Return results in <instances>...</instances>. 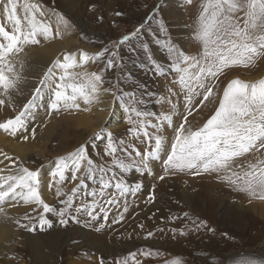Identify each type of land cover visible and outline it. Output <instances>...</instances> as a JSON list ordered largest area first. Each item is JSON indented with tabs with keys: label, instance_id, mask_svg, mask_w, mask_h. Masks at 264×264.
I'll return each instance as SVG.
<instances>
[{
	"label": "rangeland",
	"instance_id": "rangeland-1",
	"mask_svg": "<svg viewBox=\"0 0 264 264\" xmlns=\"http://www.w3.org/2000/svg\"><path fill=\"white\" fill-rule=\"evenodd\" d=\"M200 1L202 4L203 0H191V3L188 0H29L42 6L45 16L40 19L50 21L54 33L58 21L55 13L61 14L70 27L65 29L61 25V35H54L47 40L40 37L39 44L24 46V51L17 57L18 61H23L22 80L18 90L11 93L13 106L0 107V122L14 117L32 99L34 91L41 87L44 73L53 67L54 61L63 62L66 52L84 51L92 55L108 49L103 58L89 60L74 71L101 73L103 70V88L110 91L101 90L91 104H84L80 100L79 108L61 106L60 110L51 111L50 114L47 102L51 93L44 85L31 109L34 118H29L26 128L20 129L15 135L0 130V168L5 170L3 174L7 175L10 171L14 173L20 165L38 170L41 198L56 209L43 213L49 223L41 225L39 220L43 209L35 203L25 204L18 199L0 205L3 208L0 225H5L10 231L8 235L0 231V263L100 264L103 260L104 264H165L178 258L181 264H221L227 259L228 253L238 251L264 257V219L256 216L251 209L239 219L234 215L241 211L237 206L247 201L264 204V200L251 197L242 200L222 193L216 195L215 202H211L209 197L206 201L197 187L187 184V178L192 176L188 171L166 175L173 179L162 180L154 176L151 165V174L142 175L136 168L121 172L112 165L113 158L105 151L108 133H111L118 149L116 155L122 159L126 157L121 149L130 144L141 152L148 148L149 144L145 146L138 143L144 137L140 121H143L149 134L157 129L154 126L163 129L165 121L160 117L168 112L167 99L171 101L174 97V126H178L180 118L192 109H188L183 100L186 94L174 83L177 74L171 68L168 46L171 44L177 51L190 56L200 52L201 44L194 37L197 18L190 21L188 11L193 3ZM4 2L0 0V5ZM24 2L20 0L21 4ZM18 15L23 16L22 8H18ZM3 22L0 15V23ZM141 25L143 28L136 37L117 47L123 36L134 32ZM7 27L11 30V25ZM113 51L117 53L114 58L117 66L108 68V55ZM35 53L47 57L49 54L53 58L41 72L27 75L26 70H32L28 67ZM16 66L20 69L19 63ZM240 68L247 67L230 68L232 74L225 77L214 92L222 95L223 87L234 78L255 81L264 77V58L256 60L247 70L237 72ZM54 72L58 82L60 70L54 67ZM107 103L108 108H114L120 116L116 118L113 129L107 128L106 124L95 129L88 124H78L75 115L85 113L91 124L90 121L95 118L91 117L93 111L88 112L91 106L103 104L104 110H107ZM129 106L148 115L137 118L134 113L126 111ZM129 117L134 121L133 124H129ZM133 127L138 129L137 133L129 131ZM24 136L28 139H23ZM171 140L172 136L166 138V143L170 144ZM15 144L19 148H13ZM82 144L87 147L93 169L112 167L116 174L115 180L123 178L127 185L140 183L141 187L135 193L129 191L121 194L113 180L109 188L104 190L103 197L89 196L88 193L94 189L99 192L101 174L98 171L93 179L85 176L83 184L80 178L73 180L68 171L65 179L57 185L59 177L52 176L57 158L75 152ZM156 162L162 163L163 160L156 159ZM111 176L112 172H108L105 179ZM57 187L62 189L60 196L56 194ZM73 188H77L75 194L72 193ZM69 195L73 196V201L64 217L68 222L61 224L57 213L65 207L61 201ZM150 196L153 197L151 202ZM109 198L115 199L117 203L106 204ZM92 201L96 202L93 210L95 219L86 212L75 211L76 207ZM101 207L107 208L106 217L100 211ZM121 215L123 219H120Z\"/></svg>",
	"mask_w": 264,
	"mask_h": 264
},
{
	"label": "snow or ice",
	"instance_id": "snow-or-ice-1",
	"mask_svg": "<svg viewBox=\"0 0 264 264\" xmlns=\"http://www.w3.org/2000/svg\"><path fill=\"white\" fill-rule=\"evenodd\" d=\"M188 2L191 3V0ZM18 8L23 9L22 17L18 15ZM0 15L4 21L0 23V107H12L11 93L18 90L22 80L23 61H18L17 57L24 51V46L39 44L40 37L47 40L54 35L59 36L61 25L67 29L70 24L61 14L55 13L58 21L54 33L52 23L40 19L45 16L42 6L29 0H25L22 4L20 0H5L0 5ZM7 25H11V30ZM142 28L143 25L123 36L118 41L117 47L136 37ZM194 37L201 44V50L197 55H186L177 51L171 44L168 46L172 60L171 68L177 74L174 83L178 84L180 90L186 94L185 102L188 109L192 108L194 97L203 96L196 105L197 108L210 99L218 98V106L215 107L214 112L202 126L196 129L187 125V115L178 126H174L171 114H161L160 118L163 121L174 126L175 136L170 142V149L166 137L159 134L158 126H154L157 127L156 134H149L143 121H140V129L143 130L144 138L149 144L148 148L141 152L135 145L130 144L121 149L126 157L122 159L116 155L118 149L112 141L111 133H108L105 151L113 158L112 165L121 172L136 168L142 175L151 174L149 161L161 159L163 152L166 155L163 159L165 175L184 171L194 176L201 173H215L219 180L226 182L234 190L243 192L251 198L264 200V155L261 154L264 153V77L255 81L234 78L223 87L222 95L214 92L219 86V78L226 70L236 66L248 67L256 60L264 58V0H203ZM106 52L108 49L92 55L84 51L64 53L63 62L54 61L53 67L44 73V78L40 82L41 87L34 91L32 99H29L14 117L0 122V130L15 135L20 129L26 128L29 118H34L31 109L35 106V100L40 96L44 85H47L51 93L47 102L50 114L51 111L60 110L61 106L79 108L80 100L84 104H91L101 90L110 91L103 88V70L101 73L74 71L78 67H83L89 60L103 58ZM116 56L115 51L108 55V68L117 66L114 62ZM17 63L20 64V69H17ZM54 67L60 70L58 82ZM169 92L171 93L172 89H169ZM113 95L115 96V93ZM126 111L134 113L137 118L148 115L131 106ZM188 115H191L190 110ZM128 122L134 123L131 117ZM129 131L137 133L138 129L133 127ZM34 134L33 129V136ZM23 139L27 140L28 137L24 136ZM120 143L124 142L120 141ZM249 154L255 155L254 161L245 159ZM6 159L10 158L6 157ZM12 163L15 165V161ZM4 171L0 168V205L18 199L23 200L25 204L35 203L43 209L39 220L41 225L49 223L43 213L54 212L56 209L41 198L38 170L33 171L20 165L16 167L14 173L10 171L5 175ZM68 171L71 172L73 180L80 178L81 184L85 176L93 179L96 171L101 174L99 192L94 189L88 193L93 197L97 195L103 197L104 190L109 188L116 177L112 167L106 169L100 166L98 169H93V161L83 144L75 152L68 153L66 157L57 158L55 171L52 173L54 178L59 177L56 181L57 185L65 179V173ZM108 172H112V176L106 180L105 175ZM160 179H164V176ZM140 187V183L127 185L123 178L115 180V188L121 194L129 191L135 193ZM77 188L72 189L73 194L77 192ZM61 193L62 189L57 187V196ZM152 199L153 197L150 196L149 202ZM72 201V195L61 201L65 205L57 213L61 224L68 222L64 217L72 207ZM116 203L117 201L112 198L106 201L108 205ZM95 207L96 202L92 201L76 207L75 211L86 212L89 217L95 219L93 213ZM100 211L105 217L107 216L106 207H101ZM0 212H3L2 207ZM120 219H123L122 215ZM148 235L150 236L151 233ZM149 254L144 253V255ZM100 264H104L103 260ZM165 264H181V261L174 258L166 261ZM233 264H264V257L255 258L251 254L239 255L238 259L233 260Z\"/></svg>",
	"mask_w": 264,
	"mask_h": 264
},
{
	"label": "bare ground",
	"instance_id": "bare-ground-1",
	"mask_svg": "<svg viewBox=\"0 0 264 264\" xmlns=\"http://www.w3.org/2000/svg\"><path fill=\"white\" fill-rule=\"evenodd\" d=\"M188 11H189V20L190 21H192L195 17L197 18L199 12L201 11V1L193 3L192 7L189 8ZM43 51H44V49H43ZM38 53H35L34 55L32 54L33 55L32 56V61L31 60L30 61L33 64H31L29 62L31 66L29 65V67H28L29 69H32V70L31 71L26 70V74L27 75H30V72L33 75L36 74V71L38 73L41 72L46 67V65L49 63V61L53 58V57H50L49 54H47L48 55V57H47L45 54H38ZM45 53H47V51ZM165 54H166V52H165ZM164 56L165 55H163L162 57H164ZM247 69H248V67L247 68H240V69H238L237 72H242L243 70L245 71ZM230 74H232L230 72V70L229 69L226 70V72L224 74H222L221 77L219 78L218 85L220 86L221 82H223V79L225 77H228ZM28 79H30V78H28ZM219 86L217 88H215V90H218ZM173 94H174V92H173ZM173 98H171L170 102H169L168 99L165 100V101L168 104V112H167V114H171L172 115V117H173V125H174V99ZM180 99H182V98H180ZM201 99H203V96H201V95L197 96V97H194L193 101H192V109L190 110L191 111V115H188V111L189 110L185 114V115L188 116L187 125L189 127L196 126L194 129L202 126L203 123L214 112L215 107H217V105H218L217 102H216L217 99L213 98V99H210L209 101H206L203 106L197 108L196 105L199 104ZM183 100L185 101V98H183ZM108 105H109V103L105 104V109H107V110H104V105L103 104H94L93 106H91L92 109H89L88 112L93 111L92 114H91V117L92 118L95 117L94 120L92 119L93 121H90L91 124L88 123L90 119L87 120L89 116H86L85 113H83L81 115H75V118L78 119L77 120L78 124L80 122H81V124H86V125L88 124L94 129L100 127L101 125L104 126L106 124L107 128L113 129L115 127L116 118H120V116L117 114L118 111H114V108H110L109 109ZM184 116H182L180 118V121L183 120ZM47 119H49V118H47ZM51 121H53V120H51ZM200 122H202V123H200ZM51 124H49V126ZM162 128L163 129L160 130L159 134L165 136L166 138H168L170 136H172V139L174 138V126H170L168 124V122L165 121L163 123V125H162ZM170 128L172 130L168 131V129H170ZM40 129H41V127H40ZM43 131H45V130H43ZM39 132H41V131H39ZM156 132H157V129H153L152 134H156ZM40 137H42V136H40ZM28 143H30V142H28ZM138 143L141 144V145L145 144V146H146V144H148L147 140L144 137L140 141H138ZM167 145H168V148L170 149V144L167 143ZM14 146L18 147L19 145L15 144V145H13V148H14ZM24 146H27V145H24ZM10 147H11V145H10ZM10 147H8V148H10ZM32 147H34V146H31V148ZM10 149H12V148H10ZM34 149H35V147H34ZM20 153H21V151H20ZM261 154L264 155V153H261ZM23 155H25V154H23ZM161 157H162L161 158L162 160L164 158H166L165 153L162 152L161 153ZM248 158L250 160H255V155L249 154L245 159H248ZM240 162H242V161H240ZM149 165H151V168H153L152 172H153L154 176H156L157 178L160 179L161 176H164V179H171L172 178V177H169V176L165 175L164 170H163V162L162 163H157L156 159H152L151 162H149ZM187 184L190 187H195V188L197 187L198 190H200L202 192V194L204 195V198L206 199V201H207V198L209 197V200H211V202H215L216 195H219V194H222V193L228 194V195L230 194V195L235 196V197H240L242 200L248 199V197H249L247 194H245L243 192H239V191L234 190L226 182H223V181L219 180L215 173H201L200 175H195V176L192 175V176L187 178ZM192 197H193V195H192ZM237 209L241 210V211H239L238 214H234V215H236L235 217L237 219H239L243 215H247L248 209L253 210V213H256V216H259L260 218L264 219V204L259 202V201H250V202L247 201L244 205L237 206ZM230 211L233 212L232 209H230ZM249 212H250V210H249ZM0 231L2 232L3 235H8L10 233L9 228L6 227L5 225H2V224L0 225ZM247 254H251L255 258H260L261 257L260 255L254 254V253H245V252L239 253V251L238 252H230V253L227 254V257H226L227 259L224 262H222L221 264H233V260L234 259H238L239 255H247ZM0 264H2V263H0ZM73 264H78V263H74L73 262Z\"/></svg>",
	"mask_w": 264,
	"mask_h": 264
}]
</instances>
